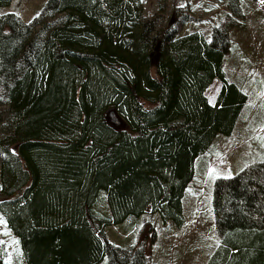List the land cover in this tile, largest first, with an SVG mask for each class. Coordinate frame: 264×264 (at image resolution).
<instances>
[{"label":"trees","instance_id":"16d2710c","mask_svg":"<svg viewBox=\"0 0 264 264\" xmlns=\"http://www.w3.org/2000/svg\"><path fill=\"white\" fill-rule=\"evenodd\" d=\"M227 51L223 29L209 41L158 30L141 0H45L27 23L0 14V215L23 264H144L104 229L147 208L183 224L196 158L247 100ZM211 204L219 241L205 264H264V162L217 178Z\"/></svg>","mask_w":264,"mask_h":264},{"label":"rangeland","instance_id":"374dc122","mask_svg":"<svg viewBox=\"0 0 264 264\" xmlns=\"http://www.w3.org/2000/svg\"><path fill=\"white\" fill-rule=\"evenodd\" d=\"M45 0H14L3 12H12L27 23ZM144 19L153 18L158 30L177 35L200 32L209 41L213 28L223 29L228 51L222 69L239 85L247 100L230 135H217L194 163L195 173L182 198L183 224L161 223L157 213L146 211L138 218L104 229L105 237L121 248L141 246L144 264H205L219 241L212 211V192L217 178L233 176L264 162V2L261 0H141ZM220 82L213 79L204 92L212 104ZM2 89L0 88V99ZM105 120L124 128L108 110ZM0 244L4 264H20L16 242L0 215ZM16 251V252H15ZM13 254L16 256L13 257ZM100 264H106L104 258Z\"/></svg>","mask_w":264,"mask_h":264},{"label":"crops","instance_id":"0c3cea01","mask_svg":"<svg viewBox=\"0 0 264 264\" xmlns=\"http://www.w3.org/2000/svg\"><path fill=\"white\" fill-rule=\"evenodd\" d=\"M13 1H14V0H11L10 3H9V5L6 6V7L9 8V7L12 5ZM6 7H0V14L4 13V12H3V10H4L3 8H6ZM12 236H13V235H12ZM13 237H14V236H13ZM14 239H15V237H14ZM107 240H108V239H107ZM108 241H109V240H108ZM15 242H16V249H17L16 251H17V253H19V252H18V246H17V241H16V239H15ZM16 251H15V252H16ZM13 257L16 258V256H15L14 254H13ZM16 259H17V258H16ZM3 261H4V262H3V264H4V263H5V260H3ZM18 261L20 262V264H23V262L21 261V259L18 258Z\"/></svg>","mask_w":264,"mask_h":264},{"label":"snow or ice","instance_id":"6c2138e0","mask_svg":"<svg viewBox=\"0 0 264 264\" xmlns=\"http://www.w3.org/2000/svg\"><path fill=\"white\" fill-rule=\"evenodd\" d=\"M261 2H264V0H261ZM212 101L210 100V103H211Z\"/></svg>","mask_w":264,"mask_h":264}]
</instances>
